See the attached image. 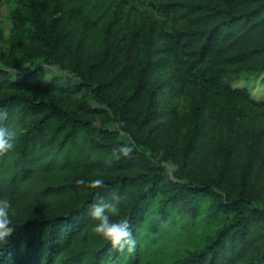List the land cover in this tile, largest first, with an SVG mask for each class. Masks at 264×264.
<instances>
[{"label":"trees","instance_id":"obj_1","mask_svg":"<svg viewBox=\"0 0 264 264\" xmlns=\"http://www.w3.org/2000/svg\"><path fill=\"white\" fill-rule=\"evenodd\" d=\"M13 2L12 27L63 72L0 56V124L18 133L0 264H264V97L233 86L264 82V0ZM113 192L131 251L88 216Z\"/></svg>","mask_w":264,"mask_h":264},{"label":"rangeland","instance_id":"obj_2","mask_svg":"<svg viewBox=\"0 0 264 264\" xmlns=\"http://www.w3.org/2000/svg\"><path fill=\"white\" fill-rule=\"evenodd\" d=\"M13 6V0H0V56H3L5 59L14 63L22 64L23 67H30L32 69L43 65L46 69L42 70L41 75L44 80L51 79L63 72L55 65L45 62L44 55L46 50L42 45L27 38L24 34L18 33L12 27L10 11ZM261 77L262 75H255L250 78H240L233 84V86L246 87L254 99H261L264 97V82L261 80ZM169 80L170 77L167 78V81ZM33 90H36L34 93L42 98H58L64 103L65 101L66 103H70V99L68 100L64 98L57 91H47L33 88H30L28 91L31 92ZM82 97L83 96L78 97V99H81ZM175 102L178 112H181L183 109L186 110L189 107V101L181 98L180 96L175 97ZM12 200L19 204L25 203L24 199L19 195L12 197ZM2 231L5 232L7 229ZM139 263L153 264L151 262H147L146 258L141 259Z\"/></svg>","mask_w":264,"mask_h":264},{"label":"clouds","instance_id":"obj_3","mask_svg":"<svg viewBox=\"0 0 264 264\" xmlns=\"http://www.w3.org/2000/svg\"><path fill=\"white\" fill-rule=\"evenodd\" d=\"M3 114L0 113V118ZM17 130L11 126L0 124V153L7 152L14 147L17 139ZM131 146H118V153L128 154L131 152ZM90 183L95 186H102L104 181L96 179ZM124 197L117 192H113L108 198H102L89 205L88 216L93 223V231L102 238L109 240L113 247L120 251L127 249L131 251L136 245V239L133 235L132 226L127 219H115L121 211V205ZM9 201L0 200V226L7 223L9 210ZM10 231V229H9ZM7 233L0 232V238Z\"/></svg>","mask_w":264,"mask_h":264}]
</instances>
